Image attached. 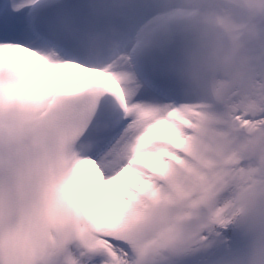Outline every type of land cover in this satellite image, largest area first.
I'll return each mask as SVG.
<instances>
[{"label":"snow or ice","instance_id":"obj_1","mask_svg":"<svg viewBox=\"0 0 264 264\" xmlns=\"http://www.w3.org/2000/svg\"><path fill=\"white\" fill-rule=\"evenodd\" d=\"M237 4L0 0V264H264V58L177 74Z\"/></svg>","mask_w":264,"mask_h":264},{"label":"clouds","instance_id":"obj_2","mask_svg":"<svg viewBox=\"0 0 264 264\" xmlns=\"http://www.w3.org/2000/svg\"><path fill=\"white\" fill-rule=\"evenodd\" d=\"M233 29L191 28L177 74L184 86L197 90L210 75L234 72L243 56L264 58V0H238L233 9ZM264 99V85L253 87ZM238 159L252 177L264 173V143L245 136L237 145Z\"/></svg>","mask_w":264,"mask_h":264}]
</instances>
